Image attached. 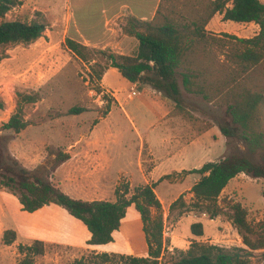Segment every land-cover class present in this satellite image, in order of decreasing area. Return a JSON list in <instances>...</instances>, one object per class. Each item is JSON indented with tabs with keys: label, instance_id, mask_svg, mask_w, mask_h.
<instances>
[{
	"label": "rangeland",
	"instance_id": "374dc122",
	"mask_svg": "<svg viewBox=\"0 0 264 264\" xmlns=\"http://www.w3.org/2000/svg\"><path fill=\"white\" fill-rule=\"evenodd\" d=\"M66 3L67 0H19L4 19L47 26L43 37L33 44L8 45L0 49V101L4 104L0 109V136L7 138L6 153L31 171L41 169L56 186L65 184V188H61L63 192L68 190L81 197L76 199L86 201L115 202L127 191L126 198L131 199L137 188L147 185L149 172L157 166L158 171L154 174L157 181L150 180V184H156L163 208L160 212L153 211V218L162 217L164 237L169 242L160 264H174L180 252L188 250L193 241L229 249L246 248L230 217V206L236 203L248 210L249 222L255 230L251 237L258 239L264 227V179H254L246 174L233 179L219 199L224 213L212 222L195 207L190 189L192 174L186 177L183 172L173 173L180 163H184L188 171L198 167L199 161L206 156L222 160L230 154L240 153L254 161L259 160V154L250 150L242 137V128L229 113L232 104L242 101L245 89L259 86L264 92V68L245 74L234 60L243 45L232 36L252 39L256 37V27L226 22L222 18H218L214 26L208 24L206 31L212 38L194 44V51L186 55L184 66L178 72L182 105L177 107L173 117L161 120L164 104L156 101L150 90L136 88L121 74L115 73L109 74L108 81L118 92L107 90L97 76L105 66V60L93 56L96 61L86 62L68 49L66 40L70 33L63 14ZM207 7L206 0H162L155 23L170 19L179 25L201 24V19L209 14ZM97 61L99 63L95 65ZM184 72L199 74L193 81L197 84L195 88L203 89L204 94L186 91ZM100 90L109 93L106 99ZM133 91L140 92L134 100L129 98ZM159 93L162 94L159 98H168L163 92ZM26 94L38 96L37 102L24 105L27 128L20 134L4 130V124L17 110L21 95ZM74 108L85 111L70 114ZM262 117L261 131L264 132V109ZM221 127L231 133L229 137L222 135ZM212 129L217 139L208 137L205 145L198 135ZM177 136H186V141L181 139L180 144H173L171 140L163 142L165 138ZM193 139L195 143L189 146ZM98 142L106 145L111 179L104 177L103 181L92 183L86 181L87 175H82L80 178H85V182L80 183L69 175L67 167L64 173L59 171L64 165L57 162L59 152L69 154L71 145ZM146 142L153 147V156L149 154ZM161 172H167L166 176L169 174L170 178L161 180L164 177H159ZM86 174H90V170ZM184 187L185 191H181ZM197 222L204 225V236L200 238L192 233V225ZM9 229L18 235V243L12 246L3 241L4 232ZM86 232L89 234L88 229L64 208L50 205L40 214L27 213L17 195L8 189H0V264H19L24 258L19 253V246L41 240L45 234L53 240L44 241L46 253L36 258L37 264H76L80 261L84 264H127L130 257L149 255L144 222L135 205L129 207L109 253L86 249L85 245H89L85 242ZM263 252L253 253L252 264H264Z\"/></svg>",
	"mask_w": 264,
	"mask_h": 264
},
{
	"label": "trees",
	"instance_id": "16d2710c",
	"mask_svg": "<svg viewBox=\"0 0 264 264\" xmlns=\"http://www.w3.org/2000/svg\"><path fill=\"white\" fill-rule=\"evenodd\" d=\"M18 1L0 0V49L8 45L33 44L41 39L47 30L46 25L38 22L5 21L7 14L17 6ZM206 1L209 14L207 18L201 19V24L193 22L190 26L179 25L170 19H165L163 23L145 24L143 31H130V34L139 41L138 50L132 56L115 53L110 49L88 47L72 38H67L66 45L83 61H96L93 56H101L105 60V66L97 73L99 81L103 80L111 68H115L129 82L150 85L157 92H163L176 103L177 107H180L182 91L177 79L178 72L184 66L186 55L194 51V44L212 38L206 27L218 13L224 16L223 20L226 22L259 25L260 32L252 39L232 36L235 41L243 45L242 50L234 55V60L245 74L264 68V3L261 0ZM98 63L97 61L95 65ZM182 77L186 91L204 94L203 89L195 88L197 84L193 81L198 79L199 74L184 72ZM99 93H102V90ZM106 97L104 96L105 99ZM205 99H208L207 96ZM37 101L36 94L21 95L17 110L4 124V130L16 134L23 132L28 126L24 116V105ZM3 107L4 104L0 101V109ZM263 109L264 92L259 86L255 89H245L242 101L229 107V113L233 121L242 128V137L250 150L259 154L258 161L240 153H233L219 162L206 163L199 169L182 173L186 176L192 174L201 177L192 188L195 207L200 212L208 213L212 219L224 213L219 199L233 179L241 174L254 179H264V132L261 131ZM84 111L81 108H74L70 114L78 115ZM220 130L225 137L231 134L226 128L221 127ZM6 142L7 138L0 136V189H8L17 195L23 211L35 213L50 205L62 207L88 229L91 235L88 241L90 246H105L115 242V233L120 230L129 207L135 205L144 222L149 255L130 257L127 264H160L169 242L164 237L162 217L153 218V211L160 212L163 208L156 193V184L137 188L131 199L126 198L129 194L127 191L125 196L119 195L115 202L74 199L53 184L50 177L41 169L31 171L19 160L7 154ZM56 159L58 164L62 165L69 161L71 156L59 152ZM170 176H164L161 180ZM248 216V210L241 203L230 206L231 221L246 248L229 249L193 241L188 250L180 252L179 259L174 264H252L253 253L264 251V227L258 239H252L255 230ZM192 233L196 237H203V223H194ZM17 239L16 231L9 229L4 232L3 241L7 246L15 244ZM19 253L24 257L19 264H37L36 258L46 253V244L44 241L35 240L30 245H20ZM76 264L84 263L80 261Z\"/></svg>",
	"mask_w": 264,
	"mask_h": 264
},
{
	"label": "crops",
	"instance_id": "0c3cea01",
	"mask_svg": "<svg viewBox=\"0 0 264 264\" xmlns=\"http://www.w3.org/2000/svg\"><path fill=\"white\" fill-rule=\"evenodd\" d=\"M261 1L264 3V0H261ZM161 3H162V0H67L66 6L64 7L63 14H65L66 20L68 22V32L70 33L69 38L77 40L88 47L98 48V49L99 48L111 49L115 53L132 56L138 50L139 41L136 39L135 36L130 34V31H133V30L143 31L145 24L155 23L157 19V14L161 7ZM223 17L224 16L219 13L216 14L215 17H213V19L210 21L209 27L212 25L214 26L216 20L218 18L223 19ZM239 25H243L247 27L255 26L257 29L256 36L260 32L259 25L255 23L239 24ZM110 73L120 74L117 69L111 68L104 76L102 80V84H103V87L106 88L107 90L115 91L109 85L108 76ZM133 85L136 88L144 87L145 90L146 89L150 90L151 91L150 94L153 96H156V99H155L156 101L157 100L162 101V103L164 104V107H162V110H161V120H166V119L173 117L172 114L177 109V105L174 101L168 98H164V99L159 98L158 96L162 94L154 90L150 85H143L141 83H137ZM138 96H140V92H138V95L136 97ZM117 98L119 100V104L122 107L123 104L120 98L119 97ZM134 99L135 98H133L132 100ZM126 114L128 115L127 112ZM151 127L153 128V126ZM137 131H138V134L143 139V134L141 133V131L139 129H137ZM193 132L195 133V131ZM208 137H213L217 139V136L213 133V129L198 135V138L203 143H205V145L208 144L207 142H205L206 138ZM93 138L94 137L92 133L91 139ZM181 139L186 141V136L184 137L177 136V137H173L172 139L165 138L163 142L166 143L168 142V140H171L173 144L174 143L180 144ZM194 139L191 143L187 141L189 143V146L195 143ZM147 145L149 146L148 147L149 154L153 156V147H151L146 142V146ZM68 149H69L68 153L70 154L71 159L67 161L66 163H64L61 170L59 171L64 173L65 172L64 168L67 167V170H70L69 175L72 178L76 177L77 182H80V183L85 182V178L84 179L80 178V176L82 175H87L86 181L92 182V183L96 181H103L104 177H106L107 180L111 179L110 172H109L110 171L109 158L105 152L106 145H104L102 142H98L94 144L93 143L75 144V145H71ZM144 149H145V145H144ZM206 160L208 161L207 163L220 161L219 159L215 160L212 157L206 156V157H203L199 161L198 167L190 168L189 171L193 169L201 168L203 165H205ZM142 167H143V164H142ZM157 168L158 167L155 166V168H153V170L149 172L150 179L147 180L148 181L147 185H151L150 180L157 181L156 178L154 179V174L158 171ZM186 168L187 167L184 165V163H180L179 168L176 169L173 173L181 174L182 172L186 170L188 171V169ZM88 170H90V174H86ZM166 175H167V172H161L159 177L166 176ZM192 176H193V180L191 183H193V185L190 188L191 191L194 185L201 179V177L198 175H192ZM186 177H185V181H186ZM60 188L62 189L65 188V184L60 185ZM185 189L186 187H184V189L181 191H185ZM66 192L69 193L71 197L72 196L75 197L74 199L81 198V197L75 196L68 190ZM159 199L161 200L160 197ZM46 208L47 206L37 211L38 214L44 212ZM50 232H53V230H51ZM41 238H42L41 240L45 242H49V241L51 242V240H53L51 236L50 235L47 236V234H45V237H41ZM90 239H91V235L90 233L89 234L87 233V238L85 242L89 241ZM115 240H116V234H115ZM114 244L115 243H111L105 246H90V245H85V244H82V245H85L86 249H90L92 252L109 253L110 247H113Z\"/></svg>",
	"mask_w": 264,
	"mask_h": 264
},
{
	"label": "built area",
	"instance_id": "2783aa9c",
	"mask_svg": "<svg viewBox=\"0 0 264 264\" xmlns=\"http://www.w3.org/2000/svg\"><path fill=\"white\" fill-rule=\"evenodd\" d=\"M103 96H106L108 95L109 93L108 92H104L102 91L101 93ZM138 95V92L137 91H133L131 93H129V98L133 99L135 98L136 96ZM202 213V216L203 217H209L210 221L214 222V219L210 218L209 214L208 213H205V212H201ZM166 239V238H165Z\"/></svg>",
	"mask_w": 264,
	"mask_h": 264
}]
</instances>
